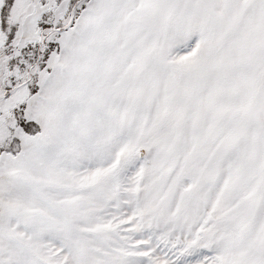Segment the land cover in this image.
<instances>
[{"label":"snow or ice","instance_id":"6c2138e0","mask_svg":"<svg viewBox=\"0 0 264 264\" xmlns=\"http://www.w3.org/2000/svg\"><path fill=\"white\" fill-rule=\"evenodd\" d=\"M0 264H264V0H0Z\"/></svg>","mask_w":264,"mask_h":264}]
</instances>
